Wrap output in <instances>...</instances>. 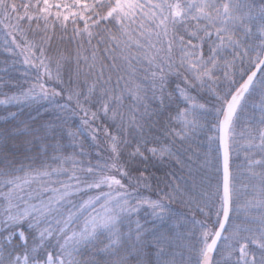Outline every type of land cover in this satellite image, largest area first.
Listing matches in <instances>:
<instances>
[{"label": "snow or ice", "instance_id": "snow-or-ice-1", "mask_svg": "<svg viewBox=\"0 0 264 264\" xmlns=\"http://www.w3.org/2000/svg\"><path fill=\"white\" fill-rule=\"evenodd\" d=\"M5 20L13 22L4 24V27L12 29L8 32L13 37L12 44L20 50L24 65L37 70V76L28 89L19 95L0 100V104L14 101L39 104L42 100L47 101L50 97L64 94L60 69L61 61L66 57L59 50L55 56L48 55V49L56 39L57 29L63 33L61 40L68 37L77 45L78 70L80 61L83 60L87 73L95 75V81L88 88L87 94L74 91L69 92L67 97L72 100L75 96L76 106L84 114L82 124L86 126L91 127L94 121L101 120V114L103 118L113 122L119 117L123 125L125 115L120 109L123 108L127 96L131 101L130 119L124 130L127 132L128 128H135L142 133L143 124L140 121L145 116L155 114L149 111L151 99L159 103L156 112L163 111L166 106L177 105L176 114L169 119L180 127L166 131L165 135H171L174 140L183 142L203 128L195 110L199 109L201 113L210 111L206 104L198 103L190 92L207 89L218 102L214 108L215 121L211 125L214 135L208 137V152L211 153L212 143L218 139L222 153V177L211 195L204 193L207 199L203 206L197 204V211L204 219L193 221L199 228V233L194 241L191 240L193 233L188 234V249L196 254L195 264H264V101L258 106L253 105L261 111L258 131L254 134L251 128H246V137L245 132H241V136L245 137L243 147L251 175L260 178L262 187L256 197L243 205L244 218L239 223L234 222L233 217L235 212L236 218H239L240 206L234 207L236 193L231 169V145L239 112L247 95L258 84L264 89V0L258 6L249 0H0V23ZM257 21L259 23L254 32L253 24ZM25 22L27 29L22 26ZM26 31H31L34 36L39 35L40 44L28 40ZM13 32L24 39L23 46L17 42ZM254 35L259 39L258 44L252 42ZM88 51L91 52L90 58L83 54ZM151 52L155 54L149 56L148 53ZM174 52L179 53L178 63L173 59ZM141 53L152 69L151 98L147 89L139 84L134 88L127 85L120 88L123 76L117 77L116 84L112 85L111 71L118 69L117 61H126L134 72L133 61L140 63ZM161 53L165 54L161 56ZM54 60L55 76L51 69ZM237 61L248 65L247 71L240 69L242 82L234 78ZM221 68L225 69L224 77L232 85L223 94L218 93L212 86L219 80L216 73ZM106 71L109 72L107 78ZM168 74L182 78L183 84L177 83L175 92L166 96ZM44 76L61 85L60 90L46 86ZM94 96L97 107L95 111H90L85 104H91ZM181 102L184 107H179ZM57 107L63 109L65 106ZM141 108L143 112H140ZM27 127L24 125L17 131L26 130ZM98 131V128L91 129L93 140L98 138ZM103 131L110 140L112 162L105 163L102 167H81L80 171L87 174L83 179L76 175L75 164L69 182L52 180L54 173L67 171L62 167L52 168L51 171L29 170L23 176L0 169V189L7 186V191H0V197L7 204L4 210L7 220L17 222L28 219L30 227H35L39 233L40 244L53 236L59 244L57 254L54 256L52 252H48L46 260H30L26 249L22 262L17 256L8 261L0 260V264H81L75 255L79 248L102 243L105 236L108 242L104 244L102 251L115 254L117 248L122 246V236H128L133 250L152 244L157 247L156 256L163 255V247L160 245L167 239L165 234H156L155 229H145L137 220L135 240H132L131 229L129 233H122L120 224L126 219L131 222L130 217L139 213L142 207L150 208L154 217L163 218L165 206L162 200L172 199L171 193L165 194L159 200H152L139 197L135 192H129L128 188L133 183L150 187L144 185L147 180L145 170L136 167L137 159H148L146 152L161 159L165 156L173 158L175 153L167 145L147 147L149 141L141 136L136 141L135 148L128 153V160L121 162V144L131 147V141L113 134L108 127H104ZM25 142L31 143L30 140ZM253 150L261 153L259 159H253ZM177 163H181L178 158ZM254 166H259L261 171H252ZM217 171L220 172L221 169L218 168ZM124 179L128 180V185H125ZM73 180L75 184L70 182ZM35 182H40L41 187L33 191L31 185ZM55 183H59L60 187H53ZM104 188L108 191H103ZM91 189L98 190V194L88 196L79 205L68 199L74 194ZM42 192L51 195L43 198ZM34 197L35 203L32 202ZM214 197H218V203ZM66 204H71L72 207L66 209ZM96 204L100 205L102 211H97ZM253 208L257 210L255 215L248 211ZM81 218L83 227H75ZM41 224L46 227L41 228ZM149 231L152 233L151 240L146 239ZM19 236L26 243L24 233L20 232ZM35 252L36 247H33L32 253ZM216 254L220 255L219 260H216ZM125 260L126 257L121 256L113 264H124ZM169 264L174 262L170 261Z\"/></svg>", "mask_w": 264, "mask_h": 264}, {"label": "trees", "instance_id": "trees-1", "mask_svg": "<svg viewBox=\"0 0 264 264\" xmlns=\"http://www.w3.org/2000/svg\"><path fill=\"white\" fill-rule=\"evenodd\" d=\"M249 2L258 6L262 0H249ZM9 23L13 22L9 21ZM258 23L257 21L253 24L254 32ZM4 24H8L7 20L0 23V100H5L12 95H19L23 90L31 86L37 76L36 69L24 65L20 50L16 49V46L12 44L13 37L8 35V32L12 31V29H6ZM22 26L27 29L26 24ZM33 26L35 27L34 24ZM13 35L17 42L23 46L24 39L21 35L15 32H13ZM62 35L63 33L57 29L56 39L52 41L51 47L48 49V55L55 56L57 50H59L66 57V59L61 61L60 69L64 81L62 86L64 94L55 98L50 97L47 101L42 100L39 104H30L23 101L0 104V169H6L12 171L14 175L23 176L29 170L51 171L52 168L62 167L67 170L66 172H61L62 177L68 178L73 174V166L75 164L76 175L83 179L87 174L80 171L81 167L87 165L93 167L99 165L102 167L105 163L110 164L112 162L111 144L108 137L104 134V127H108L113 134L119 135L122 139L127 138L131 141V147H125L121 144V162L128 160V153L135 148L136 141L141 136L149 141L147 147L167 145L175 153V157L165 156L161 159L152 157L150 153L146 152L148 159L143 161L137 159L136 161V167L145 170L147 180L144 181V185H150V187L133 183L128 188L129 192H135L139 197L152 200H159L165 194L171 193L172 199L165 198L162 200L165 206V211L162 214L163 218L154 217L150 208L142 207L139 213L130 217L131 222L126 219L120 224L122 233H129L131 229L132 240H135V221L137 220L145 229H155L156 234H165L167 239L160 245V247H163V255L157 257V247L152 246V244L133 250L128 236H122V246L117 248L115 254L101 250L104 244L108 242L105 236L102 243H95L92 246H81L75 255L81 264H113L121 256L126 257L124 264H169L170 261L174 262V264H195L197 257L194 252L188 249V234L190 232L193 233L191 240L194 241L199 233V228L194 225L193 221L204 219L197 211V204L199 203L203 206L207 199L204 193L208 192L211 195L222 177L218 139L212 143L211 153L209 154L208 152V137L214 135L211 131V125L215 121L214 108L218 102L207 89L204 91L192 90L190 92L191 95L196 97L198 103L206 104V108L210 111L209 113H201V110H195L203 128L183 142L174 140L171 135H165L166 131L180 127L175 121L169 119L170 116L176 114L177 105L172 104L166 106L163 111L156 112L155 110L159 108V103L151 99L149 101V111L155 114L145 116L140 121L143 124L142 133L135 128H128L127 132L124 130L127 128L128 119H130L129 106L131 101L127 96H125L123 108L120 109L125 115L123 125L119 117L113 122L103 118L101 114V120L94 121L91 127L86 126L82 124L84 114L77 108L75 96H73L72 100H68L67 97L69 92L74 91H81L87 94L88 88L95 81V75L87 73L83 60L80 61L78 70L76 62L77 45L71 42L68 37L61 40L60 37ZM70 35L71 33L69 32L68 36ZM26 38L36 42L38 45L40 44L39 35L34 36L33 33L29 35L28 31H26ZM252 42L254 44L259 43L256 35L253 36ZM93 44H95V41H93ZM85 48H87L86 43ZM7 49H12L13 51L9 52ZM101 49H103V45H101ZM83 54L89 56V58L91 56L90 51ZM154 54V52L148 53L149 56ZM164 54L161 53L160 55L163 56ZM143 55L141 53L140 63L133 61L134 72L128 67L126 61L118 60V69L111 71L112 85L116 84L117 77L123 76L124 79L120 82V88H125V85L129 88H134L139 84L147 89L148 96L151 98L152 80L150 72L152 69L149 67L148 61L143 59ZM178 57L179 53L174 52L173 59L177 60V63ZM164 67L167 73V65L165 64ZM241 68L247 71L248 65L237 61L234 78L238 82H242ZM51 69L53 76H55V60L51 63ZM224 71L225 69L223 68L217 71L216 75L219 80L212 85L220 94L224 93L225 88H232L231 81L224 77ZM108 75L109 72L106 71L105 78ZM246 78L247 76L245 75L244 79ZM257 80H259V77ZM44 81L49 88L55 87L57 90L61 88V85L57 84L54 79L48 80L47 76H44ZM177 83L182 85V78H178L175 74L166 76V96L168 93L175 92ZM262 92H264V89L258 84L247 95L236 121L235 137L231 145V169L236 193L234 207L240 206L238 219L236 218L237 213H233L234 222L236 223H239L244 218L245 209L243 205L248 200L256 197L262 187L260 178L251 175L243 147L247 135L245 129L251 128L255 134L260 127L258 121L261 118V111L259 107H253V105L258 106L264 101ZM157 95H159V92H157ZM176 95L178 96V93ZM81 100H83V97H81ZM92 101L91 104H85V107L90 108V111H95L97 107L95 96L92 97ZM57 105H64L65 107L61 109ZM184 106L182 102L179 104V107ZM140 112H143V108L140 109ZM12 113L15 115H11ZM24 125L28 126L26 130L17 131L22 129ZM92 128L99 129L96 140L92 139ZM241 132H245V137L241 136ZM69 133H74L75 135L72 136ZM216 135L218 136V134ZM29 140L31 141L30 144L25 142ZM253 151L255 152L253 159H259L261 153L258 150ZM177 158L181 163H177ZM62 161L63 163H61ZM218 168L221 169L220 172L217 171ZM252 171L260 172L261 168L254 166ZM136 174L138 175V173ZM89 179L91 178L89 177ZM70 182L75 184L74 180ZM123 182L128 185L127 179H124ZM35 186L36 182L31 185V190L35 191ZM0 191H7V186L0 189ZM103 191H108V189L104 188ZM96 194H98V190L91 189L74 194L68 199L72 203L79 205L88 196ZM41 196L47 198L49 195L47 192H42ZM34 200L35 197L32 202ZM214 200L216 203L219 202L218 197H214ZM132 202L135 203V200ZM100 203H103V201H100ZM6 207V202L0 197V260L8 261L16 255L24 256L26 249L29 259L35 258L41 261L45 260L48 252H52L54 256L57 254L59 244L55 236L47 238L43 244H40L39 233L35 227H30V221L28 219L17 222L8 221L4 211ZM21 207H23L22 204ZM71 207V204L65 205L66 209ZM95 207L97 211H102L99 204H96ZM248 211L253 215L257 214L255 208ZM74 226L77 228L83 227V218ZM40 227L43 228L46 225L41 224ZM18 231L24 233L26 243H21L17 237ZM12 234L15 237L14 241H7L5 239L6 236ZM146 239H152L151 231L146 233ZM33 247H36L35 253H32ZM215 258L219 260L220 255L216 254Z\"/></svg>", "mask_w": 264, "mask_h": 264}, {"label": "rangeland", "instance_id": "rangeland-1", "mask_svg": "<svg viewBox=\"0 0 264 264\" xmlns=\"http://www.w3.org/2000/svg\"><path fill=\"white\" fill-rule=\"evenodd\" d=\"M8 22V24H9V21H7ZM24 24H26L27 25V22H25ZM34 27V26H33ZM28 34L30 35V34H32V32L31 31H28ZM141 55V54H140ZM234 89V88H233ZM232 89V90H233ZM228 90V88H225L224 89V92L225 91H227ZM124 137H125V135H124ZM68 179H69V177L68 178H64V177H62V175H61V173H59V174H53L52 175V180L53 181H56V180H59V181H64V182H69L68 181ZM53 187H59L60 186V184L59 183H55V184H53L52 185ZM41 187V185H40V182H36V186L34 187V189L35 190H37V189H39ZM48 193V192H47ZM48 195H51V193H48ZM44 196V195H43ZM36 202V199L33 201V203H35ZM83 201H81L80 203H82ZM79 203V204H80ZM21 231H18L17 232V237L19 238V240H20V236H19V233H20ZM14 235L12 234V235H8V236H6V240L7 241H14ZM21 241V240H20ZM21 243L22 244H24V241H21ZM18 255H16L13 259H15L16 257H17ZM20 258H21V262L23 261V257L24 256H19ZM47 258V257H46ZM46 258H45V260H46ZM31 260V259H30Z\"/></svg>", "mask_w": 264, "mask_h": 264}, {"label": "water", "instance_id": "water-1", "mask_svg": "<svg viewBox=\"0 0 264 264\" xmlns=\"http://www.w3.org/2000/svg\"><path fill=\"white\" fill-rule=\"evenodd\" d=\"M221 168H222V153L220 152Z\"/></svg>", "mask_w": 264, "mask_h": 264}]
</instances>
